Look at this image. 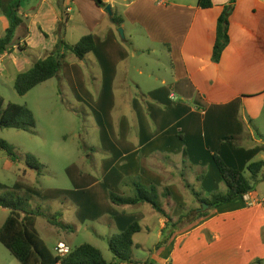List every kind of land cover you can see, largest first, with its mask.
I'll use <instances>...</instances> for the list:
<instances>
[{"label": "crops", "instance_id": "1", "mask_svg": "<svg viewBox=\"0 0 264 264\" xmlns=\"http://www.w3.org/2000/svg\"><path fill=\"white\" fill-rule=\"evenodd\" d=\"M19 1L24 24L17 30L14 50L0 56L1 75L11 77L14 83L19 74L47 57L60 39L76 45L91 35L96 43L94 52L83 60L67 53L60 73L73 97L105 124L101 140L108 158L101 164L112 165L102 181L93 179L92 187L100 188L97 193L104 196L108 208L97 213V203L94 204L91 219L102 222L109 215L113 221L109 226L117 231L114 234L135 222L145 227L148 236L156 233L153 245H149V240L143 243L134 239L138 246L134 258L148 264L264 262V168L262 180L251 193L258 204L250 206L243 198H237L217 209L209 208L208 216L177 231L160 249L156 245L166 233L162 215L150 204L116 207L109 200L110 191L120 196L132 194L129 188L122 187L124 181L132 178L144 187H157L163 206L168 195L175 205V217L192 209L200 213L203 204L198 197L205 199L214 192H227L214 155L246 176H250L247 170L252 163L264 162V0H237L232 5L230 44L218 64L212 61L217 23L230 0H211L214 6L209 9L201 8L199 0H103L112 7L113 17L117 13L123 18L122 27L114 24L107 8L92 0ZM0 21L1 39L9 21L2 14ZM60 23L64 27L58 34ZM119 28L126 34L122 39L118 37ZM138 39L151 49H166L173 73L170 83L163 80L162 88L148 94L137 86L131 115L138 118L139 125L134 127L128 117L114 116L115 88L121 67L135 56L132 47ZM90 80L99 84L94 88L99 93L97 101L90 93ZM167 115L174 119L167 122L172 124L169 127L160 122ZM116 119L120 126H114ZM171 128L174 131L168 135ZM226 137H235L236 144L224 141ZM174 160H181L184 165H208L214 175L208 189L204 187L197 193L194 183L198 179L193 170L189 171V181V168L181 172L178 167L175 173L165 166L171 163L174 168ZM152 218L156 219L155 224ZM141 250L148 251L150 257L138 259L136 252ZM111 263L125 264L115 257Z\"/></svg>", "mask_w": 264, "mask_h": 264}, {"label": "rangeland", "instance_id": "2", "mask_svg": "<svg viewBox=\"0 0 264 264\" xmlns=\"http://www.w3.org/2000/svg\"><path fill=\"white\" fill-rule=\"evenodd\" d=\"M1 27L0 21V36L3 35ZM16 36L18 37L17 33ZM125 36L126 34L122 36L119 30L118 37L122 39ZM137 42L138 44L132 47L134 51L136 50L134 58L120 69L115 88L117 109L114 113L118 119L128 117L134 127L139 125L138 118L131 115L134 113L135 105L132 96L136 94L137 86L141 88L142 93L148 94L153 89L162 88L163 80L170 83L173 73L166 49L159 47L151 49L144 40L138 39ZM98 80L100 81L99 77ZM14 84L11 77L5 78L0 73V96L5 101V107L9 103L26 106L33 112L37 126L36 129L29 131L0 130V140L5 141L20 159L19 162H12L7 153L0 148V199L5 198V192L11 191L16 196L28 200L26 209L40 213L37 230L54 255L58 254L56 248L60 242L66 243L72 249L83 244H91L102 251L106 261L113 262L115 256L110 249V240L114 232H117L109 226L113 221L109 215L107 218L105 216L106 219L102 222L91 219L95 211H90L96 203L97 213L107 211L108 208L104 196L100 195V192L97 193L100 188L92 187L93 179L102 181L103 174L112 165L107 163L103 167L101 164L104 158H108L101 140L104 122L83 102L73 97L66 82L61 80V75L36 87L26 96H20L14 89ZM99 84L90 80L92 88L90 93L96 101L99 93L94 88ZM118 119L115 120L114 126H120ZM169 120H174L173 116L167 115L160 122L169 127L172 125L167 124ZM173 131L174 128H171L168 135ZM27 155L35 156L43 165L39 170L40 175L37 170L26 165ZM174 162L176 165L174 168L171 163H166L165 166L170 170L174 169L175 173L178 167L181 172L189 168L187 171L189 181L192 180L189 171L193 170L195 178L198 179L194 183L197 193L204 187L208 189L207 185L214 178L208 165L202 164V167H199L194 164L184 165L181 160ZM79 174L88 177L79 178ZM190 194L188 192L189 196ZM213 194L222 195L221 191ZM191 195L195 198L193 194ZM107 203L109 204L108 200ZM80 209L82 213L79 212ZM9 212L0 207V228ZM51 216H56L65 224L73 226L74 232L53 226L50 222ZM155 223L156 219L152 218V224ZM143 228L144 232L136 235L135 240L143 243L149 240V245H153L157 238L156 233L154 236H148L145 227ZM136 254L138 259L145 260L150 257L149 252L144 250L137 251ZM0 264H20L1 243Z\"/></svg>", "mask_w": 264, "mask_h": 264}, {"label": "trees", "instance_id": "3", "mask_svg": "<svg viewBox=\"0 0 264 264\" xmlns=\"http://www.w3.org/2000/svg\"><path fill=\"white\" fill-rule=\"evenodd\" d=\"M92 1L104 9L108 6L103 0ZM236 1L230 0L229 5L224 8L218 19L216 42L212 54V61L217 64L220 63L224 51L230 44V10ZM199 6L203 9H209L214 4L211 0H199ZM21 9L22 6L19 0H0V14L7 17L9 21V28L6 30L5 36L0 39V56L12 52L15 48L17 30L24 24L20 13ZM113 22L117 27H122L124 24L123 18L118 16L117 13H114ZM63 27V23L58 25V34H60V30ZM123 42L126 43L127 40L124 39ZM19 47L24 50L21 46ZM95 49L96 43L91 35L83 37L76 45H69L60 39L54 50L47 57L35 62L29 71L17 76L14 89L20 96H26L36 87L60 76L67 53H72L83 60L93 53ZM36 126L35 116L30 109L14 103H9L5 107V101L0 96V130L16 129L29 131L36 129ZM235 140H237L235 137H226L224 139V141L231 144H236ZM0 148L7 153L13 162H19L18 155L13 152L5 141L0 140ZM186 157H184V161L187 160ZM214 160L224 183L227 185V192L226 194L213 195L211 198L205 199H200L197 196L200 204L206 203L210 206V210H214L256 191L258 184L262 180L260 175L264 168L263 161L252 163L247 170L250 176H246L245 173L228 167L219 156L214 155ZM25 163L30 169L37 170L40 175L39 170L43 168V165L35 156L27 155ZM122 187L129 188L132 194L120 196L110 191L109 200L113 206L150 204L154 210L166 219V233L162 241L156 245L157 249L167 245L177 231L209 214V210L198 213L197 209H192L180 217H175L173 215L175 205L169 201L170 197L167 195L166 206H163L160 202L161 196L157 187H144L132 178L124 181ZM4 197L0 199V207L10 212L5 223L0 228V243L20 264H113L106 261L102 251L91 244H83L72 249V252L65 258L54 255L37 230V221L41 216L40 213L27 210L28 200L21 196H16L11 191L5 192ZM50 222L61 230L69 232H74L75 230L73 226L65 224L56 216H51ZM142 231L141 224L135 222L126 230L115 233L111 237L110 249L119 263L148 264L135 259L133 255L134 249L138 248L134 239ZM257 263L261 264L262 261Z\"/></svg>", "mask_w": 264, "mask_h": 264}, {"label": "built area", "instance_id": "4", "mask_svg": "<svg viewBox=\"0 0 264 264\" xmlns=\"http://www.w3.org/2000/svg\"><path fill=\"white\" fill-rule=\"evenodd\" d=\"M243 199L250 206L258 204V202L251 197V193L246 194ZM56 251L60 258H65L72 252V248L66 243L60 242L56 248Z\"/></svg>", "mask_w": 264, "mask_h": 264}, {"label": "water", "instance_id": "5", "mask_svg": "<svg viewBox=\"0 0 264 264\" xmlns=\"http://www.w3.org/2000/svg\"><path fill=\"white\" fill-rule=\"evenodd\" d=\"M107 11H108L109 15L111 17H113V10H112V7L111 6H107ZM119 30H120L121 35L124 36V29L123 28H120ZM209 208H210L209 205H207L206 203H203V208L200 209L199 211L200 212H204V211L208 210Z\"/></svg>", "mask_w": 264, "mask_h": 264}]
</instances>
